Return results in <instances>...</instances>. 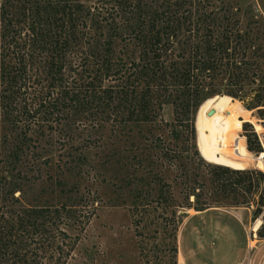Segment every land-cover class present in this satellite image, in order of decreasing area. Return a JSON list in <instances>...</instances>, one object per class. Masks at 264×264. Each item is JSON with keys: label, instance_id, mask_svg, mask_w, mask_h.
<instances>
[{"label": "trees", "instance_id": "1", "mask_svg": "<svg viewBox=\"0 0 264 264\" xmlns=\"http://www.w3.org/2000/svg\"><path fill=\"white\" fill-rule=\"evenodd\" d=\"M23 1L28 3V0ZM92 1L32 0L31 24L25 32L26 28L13 21L7 5L0 0V119L12 118V133L19 132L23 137L14 155L9 152L12 161L22 157L25 145L27 149L34 145L28 132L35 126L43 129L46 123L60 121L57 114L64 109L63 99L70 96L73 97L66 107H72L76 113L88 109L87 113L95 122L103 116L102 122H113L116 127L155 121L158 129L165 126L160 113L166 105L172 106L178 117V112L195 114L206 100L229 97L242 103L245 109L239 105L246 112H255L254 116L264 128V0H220L219 7H212L210 12L202 9L200 16L189 9L195 0H178L165 9L156 4H163L165 0ZM256 6L260 12H256ZM155 7H159V13L153 9ZM18 12L27 18L28 13L23 9ZM89 19L98 29L96 40L86 32L90 31ZM77 36L80 40L75 45ZM99 37L104 41L100 42ZM19 39L27 40L23 48ZM117 40L120 43L137 41L139 51L130 55L119 51L116 57L113 47ZM67 69L73 71L71 75L75 74L76 78L70 75L65 81L63 74ZM45 79L60 82L61 89L45 88ZM106 81L111 85L105 87ZM30 95L38 106L30 102ZM81 95L84 98H77ZM22 123L24 128L21 129ZM244 123L245 127L253 126L260 135L257 129L260 125L242 119L235 123L238 131L242 132ZM198 131L197 125V134ZM255 131L246 136L247 143L246 138L239 135L232 147L243 159L252 153H261L258 159L264 162V144L262 146ZM176 135L178 138L179 134ZM194 140L195 136L186 140L191 146L185 158L194 166L207 165L215 175L227 177L228 182L220 178L213 181L209 199L231 197L236 202L232 207L255 205L253 217L258 220L252 231L264 239V189L259 193L264 186V173L253 169L232 171L206 164ZM211 140L221 142L222 139H215L210 132ZM8 141L9 136L5 134L4 151H8ZM157 142L162 143L159 139ZM183 156L169 149L162 155L169 166L180 163ZM176 171L177 179L184 186L185 198L194 197L198 201L195 209L199 214L219 208L209 200L199 201L205 195L207 183L199 185L201 194H197V174L189 181L181 164ZM2 181L0 178V189ZM258 193V201L240 203ZM11 201L14 205L19 203V198L11 193ZM73 207L3 210L0 214V264H67L63 259L74 253L78 238L74 242L70 239L69 244L61 243L55 231L59 232V237L68 238L60 229L65 221L61 212L68 213ZM194 237L198 241L196 234ZM200 248L202 252L204 248ZM184 257L187 258L186 252Z\"/></svg>", "mask_w": 264, "mask_h": 264}, {"label": "rangeland", "instance_id": "2", "mask_svg": "<svg viewBox=\"0 0 264 264\" xmlns=\"http://www.w3.org/2000/svg\"><path fill=\"white\" fill-rule=\"evenodd\" d=\"M175 1L178 0L156 4L165 9ZM92 2L95 3V0ZM219 3L220 0H195L189 9L195 16H200L202 9L210 12L212 7H219ZM4 4L13 21L24 26L27 32L33 14L32 0L28 3L3 0ZM19 9L28 13L27 18L19 14ZM153 9L160 11L159 7ZM88 24L90 31L86 32L96 40L98 29L92 26L91 19ZM99 40L104 41L100 37ZM26 42L19 39L21 48ZM120 42L117 40L113 47L116 57L119 51L129 55L139 51L137 41ZM127 43L131 46L127 47ZM69 50L72 52L73 49ZM72 73L67 69L63 79L68 80ZM72 76L76 78L75 74ZM45 85L49 90L61 89L60 82L53 83L49 79H45ZM109 85L111 83L106 81L105 87ZM71 97L63 99L64 109L57 114L60 121L44 123L43 129L35 126L28 132V138L34 145L28 149L25 145L22 157L15 162L11 157L17 145L21 146L23 137L19 132L12 133V118L9 120L4 116L0 119V178H3L0 214L3 210L18 211L20 208L60 210L61 205L75 206L68 213L61 212L65 221L60 229L68 238L59 237V232L55 231L61 243L69 244L70 239L74 242L78 238L74 253L70 258L63 259L67 264H184L179 260V257L182 259L179 253L184 257L185 252L189 264H205V261L201 262L203 259L208 260L207 264H231L232 261L234 264L238 258L245 260V264H264V239L252 231L258 220L253 217L256 206L232 207L236 202L231 197L214 199L218 202L209 199L213 181L220 178L228 182L227 177L215 175L207 165L194 166L185 158L191 146L186 140L195 136L194 145L206 164L232 171L253 169L264 173V162L258 159L261 153H252L243 159L232 147L239 135L246 138L251 131H255L253 126L245 127L244 123L240 132L235 123L242 119L261 126V121L254 116L255 112H246L244 105L233 98L217 97L204 101L195 114L192 111L186 115L178 112V117L174 108L166 105L160 113L165 122L161 129L154 120L147 124L129 123L126 127H116L113 122H102L105 116L98 117V123L93 121L87 113L88 109L83 108L84 111L80 109L76 113L72 107L67 108ZM29 98L34 107L38 106L33 96ZM77 98H84V95ZM211 111H214L213 116H209ZM20 125L21 129L24 128L23 123ZM261 127L257 126L260 135L255 132L263 146L264 128L262 130ZM210 132L214 133L215 139L221 138V142L209 141ZM225 133L229 136L226 135L227 142ZM5 134L9 136L8 151H4L2 146ZM176 134H179L178 138ZM167 149L183 153L180 163L168 165L162 157ZM179 164L186 170L189 181L194 180V174H197V194H201L199 185L207 183L205 195L199 201L209 200L219 208L203 215L196 211L198 201L194 197L190 200L185 198L184 186L177 179ZM232 180L235 181V178ZM263 189L262 185L259 193ZM11 193L19 198V203L13 205ZM259 193L254 197L248 196L240 203L258 201ZM195 234L198 241L194 240ZM251 240L256 242L255 248L250 247ZM195 241L203 245L202 252Z\"/></svg>", "mask_w": 264, "mask_h": 264}, {"label": "crops", "instance_id": "3", "mask_svg": "<svg viewBox=\"0 0 264 264\" xmlns=\"http://www.w3.org/2000/svg\"><path fill=\"white\" fill-rule=\"evenodd\" d=\"M252 241V240H251ZM250 241V242H251ZM255 245H256V242H255ZM201 247H203V245H200ZM255 248V247H254ZM181 256H182V259H183V261H184V264H189V262H188V260H187V258H185V257H183V255L181 254V253H179ZM195 254V253H194ZM202 255V254H201ZM239 256V255H238ZM205 261V262H204ZM206 261H208V260H206V259H203L201 262H204L205 264H207L206 263ZM242 260H240V258H238L235 262H234V264H245V260H243L242 262H241ZM211 262H213V260H211ZM241 262V263H240ZM192 264H197V262H193ZM231 264H233V261L231 262ZM250 264H253L252 262H250Z\"/></svg>", "mask_w": 264, "mask_h": 264}, {"label": "water", "instance_id": "4", "mask_svg": "<svg viewBox=\"0 0 264 264\" xmlns=\"http://www.w3.org/2000/svg\"><path fill=\"white\" fill-rule=\"evenodd\" d=\"M256 12H260V9H259V7H256ZM214 115V111H211L210 113H209V116H213ZM261 157V155L259 156V158Z\"/></svg>", "mask_w": 264, "mask_h": 264}, {"label": "bare ground", "instance_id": "5", "mask_svg": "<svg viewBox=\"0 0 264 264\" xmlns=\"http://www.w3.org/2000/svg\"><path fill=\"white\" fill-rule=\"evenodd\" d=\"M254 244H255V242L254 241H251L250 242V247H254ZM179 260L182 263L183 260L181 259V257H179Z\"/></svg>", "mask_w": 264, "mask_h": 264}]
</instances>
